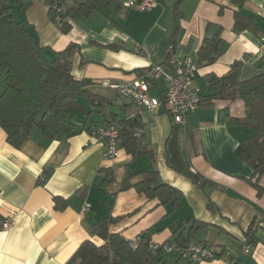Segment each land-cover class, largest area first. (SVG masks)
Masks as SVG:
<instances>
[{"label": "crops", "instance_id": "crops-1", "mask_svg": "<svg viewBox=\"0 0 264 264\" xmlns=\"http://www.w3.org/2000/svg\"><path fill=\"white\" fill-rule=\"evenodd\" d=\"M125 1L103 0L88 16L70 19L72 29L67 35L51 20L50 7L47 11L44 6L30 19L25 14L41 46L58 52L70 43L79 46L74 77L91 81L93 92L112 103L102 109L79 100L84 111L71 118L82 126L81 131L46 141L34 129L20 149L8 143L0 127V221L13 220L8 231L0 229V264H68L85 240L102 244L92 236L91 228L109 217L119 218L110 226L112 233L136 242L149 232L152 244L161 246L176 244L175 232L181 225L189 229L193 222H202L206 227L190 243L214 245L218 256L195 264H264V194L258 196L248 182L253 170L236 154L253 134L232 122L246 117L242 100L202 104L181 124L174 122L165 107L157 116L147 113L144 145L153 159L148 155L136 158L121 149L119 158L108 160L104 143L92 135L106 126L104 114L127 118L135 113L107 85L133 82L152 66L165 64L170 44H175L178 57L196 60L204 38L220 27L222 56L214 64L199 66L197 83L204 86L209 77L226 75L246 55L252 61L240 68V79L260 74L264 69V0H245L240 7L229 0H183L179 6L180 0H155V6L146 11L125 8ZM28 3L30 9L35 2ZM237 11L255 17L260 31H236ZM111 44L120 50L106 48ZM4 79L0 69V95ZM165 88L164 81L158 80L150 94L163 98ZM46 171L51 172L47 180ZM144 171L157 172L159 183L183 193L179 211L170 214V206L133 189L121 191L124 180ZM103 180L107 186L101 185ZM55 197L67 200L68 208L56 210ZM84 202L91 205L86 215L81 214ZM252 225L254 241L246 235ZM167 255L175 259L178 253Z\"/></svg>", "mask_w": 264, "mask_h": 264}, {"label": "trees", "instance_id": "trees-1", "mask_svg": "<svg viewBox=\"0 0 264 264\" xmlns=\"http://www.w3.org/2000/svg\"><path fill=\"white\" fill-rule=\"evenodd\" d=\"M50 15L57 16L53 22L60 25L63 34L72 29L70 19L78 15L88 16L96 11L103 0H66L62 12L51 9ZM183 0H180L178 5ZM240 7L245 0H229ZM14 4V5H13ZM0 0V69L4 71L5 89L0 95V127L7 134L8 143L20 149L30 138L34 129L39 130L42 139L51 141L59 136L70 137L82 130V126L71 117L84 111L79 100H85L90 106L106 108L112 101L93 92V83L89 80H78L72 70L79 46L70 43L63 51H54L41 46L37 34L25 20L27 6L23 0ZM21 11V19L15 17V7ZM257 19L241 11L234 14L236 31H260ZM211 24L208 25V28ZM264 37V36H263ZM222 29L219 27L214 35L205 37L197 52L195 60L200 65L214 64L223 53ZM109 50H120L119 45L106 46ZM239 63L222 77L211 76L203 86L202 104L213 100H242L246 107V117L234 119L232 122L253 131L251 137L244 140L236 150V154L246 162L253 174L248 182L254 187L258 196L264 194V69L247 80L240 79ZM261 68H264L263 65ZM117 94V93H116ZM119 98H122L117 94ZM107 124H114L120 129V147L136 158L148 155L154 158L151 150L144 142L135 137L139 126L138 118H118L106 115ZM46 171V180L50 176ZM139 178V179H138ZM137 179L136 181H134ZM103 186L107 181L103 180ZM201 185V183H200ZM203 185V183H202ZM135 190L148 199H158L162 206H170V214L182 208L183 193L173 186L159 183L157 172H140L131 174L123 181L121 191ZM69 202L61 197L54 198V208L64 211ZM119 218H106L95 223L91 228L92 236L101 239L102 244L85 240L68 264H195L192 260L177 255L168 258L164 245L157 250L151 248L149 232L142 234L137 243L126 240L120 233H112L110 226ZM205 223L195 221L186 229L181 225L175 232L178 235L176 246L185 248L190 239ZM254 226H250L246 235L254 241ZM188 236L184 237V233ZM182 240V241H181ZM169 245V244H166Z\"/></svg>", "mask_w": 264, "mask_h": 264}, {"label": "built area", "instance_id": "built-area-1", "mask_svg": "<svg viewBox=\"0 0 264 264\" xmlns=\"http://www.w3.org/2000/svg\"><path fill=\"white\" fill-rule=\"evenodd\" d=\"M66 0H51V9L62 12V6ZM62 5V6H61ZM123 6L128 9L146 11L155 6V0H127ZM263 48L261 51L264 59V37L261 39ZM167 59L163 65H155L141 73L137 80L129 83H112L107 85L109 89L128 101L135 108L133 118H138L139 126L135 131V137L144 142L147 123V113L154 116L160 114L165 107L167 114L173 117L177 124L185 122L188 114L196 113L202 106L204 95L203 86L197 83L199 66L192 58H180L176 54L175 44H170L166 50ZM251 56L240 59L241 67L251 63ZM158 80H163L166 88L163 98H155L150 94L151 88ZM93 137L104 143L106 147L105 157L108 160H116L120 156V129L114 125L98 127L92 133ZM91 209L88 202H84L81 214L86 215ZM13 225L11 217L0 221V229L8 231ZM137 240L135 243H137ZM161 245L152 244L155 251ZM167 253L177 252L178 255L193 262H210L217 258L218 250L214 245L207 243H189L185 248L173 245H164ZM245 253H249L246 248Z\"/></svg>", "mask_w": 264, "mask_h": 264}, {"label": "rangeland", "instance_id": "rangeland-1", "mask_svg": "<svg viewBox=\"0 0 264 264\" xmlns=\"http://www.w3.org/2000/svg\"><path fill=\"white\" fill-rule=\"evenodd\" d=\"M8 1L11 4H13V0H8ZM28 1L29 0H23V4L27 6L26 13H27L28 19H30L31 16H35L36 17L38 15V11L44 10V6L46 7L47 11L49 10V4H48V2L46 0H34L35 3H34L33 6L30 7V9H29V6H28V4H29ZM14 7H15V10H16L15 17H16V19L19 20V19H21V14L22 13H21L20 9L18 8V6H14ZM25 20H26V15H25Z\"/></svg>", "mask_w": 264, "mask_h": 264}, {"label": "water", "instance_id": "water-1", "mask_svg": "<svg viewBox=\"0 0 264 264\" xmlns=\"http://www.w3.org/2000/svg\"><path fill=\"white\" fill-rule=\"evenodd\" d=\"M56 16H57V14H56L55 12H53V13L50 15L51 20H54Z\"/></svg>", "mask_w": 264, "mask_h": 264}]
</instances>
